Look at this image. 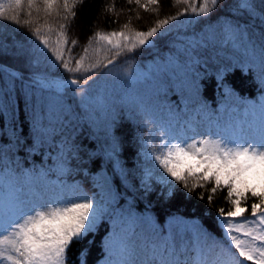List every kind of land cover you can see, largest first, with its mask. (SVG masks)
I'll use <instances>...</instances> for the list:
<instances>
[{
	"label": "trees",
	"instance_id": "obj_1",
	"mask_svg": "<svg viewBox=\"0 0 264 264\" xmlns=\"http://www.w3.org/2000/svg\"><path fill=\"white\" fill-rule=\"evenodd\" d=\"M192 2L189 0V5ZM201 2L195 0L196 6ZM251 2V11L241 9L240 0H219L208 16L186 11L151 38L154 47L125 51L113 64L91 73L65 71L40 45L34 30L41 28L54 42L64 25L69 41L65 47L72 49V67L89 42L85 67L96 59L107 64L114 50L108 51L110 46L104 42L97 43L95 33L147 31L160 20L185 11L188 5L159 0L145 10L142 5L148 0L139 5L136 0H69L73 16L63 8V0H58L51 15L44 11V0H35L31 9L24 0L18 10L20 23L0 19V63L25 78L70 77L83 84L87 76L92 77L85 85L65 88L62 94L42 91L38 97L35 88L0 69V175L9 160L47 176L69 175L83 166L95 172L104 161L100 147L114 171L118 190L130 197L127 201L116 196L113 205V210L125 212L129 222L120 226L117 213L103 215L96 236L93 234L97 232H90L70 245L67 264H81V260L84 264H105L106 260L125 259L124 249L142 251L126 242L127 235L121 231L125 224L136 222L133 213L150 219L157 229L167 217L181 218L196 230L195 253L202 249L198 239L203 229L216 238L222 236L224 241L218 245L227 246L219 217V209L227 212L231 208L225 199L226 189L217 191L209 203L211 183L189 191L161 168L142 164L138 149L150 150V131L164 117H180L186 112L201 113L208 120L216 117L218 123L221 119L217 118L227 116L258 120L255 125H264L259 107L264 103V0ZM0 3L7 4L8 0ZM26 20L30 23L25 24ZM73 40L77 41L75 46ZM68 55L66 50L65 58ZM206 132L211 135L209 129ZM224 137L236 141L233 132ZM142 168L149 172L146 179ZM7 187L9 183L0 179V193ZM254 202L258 199L249 194L242 203L248 208L246 217H250ZM141 257L147 264L160 260V256L149 254ZM197 259L196 264L204 262Z\"/></svg>",
	"mask_w": 264,
	"mask_h": 264
},
{
	"label": "snow or ice",
	"instance_id": "obj_2",
	"mask_svg": "<svg viewBox=\"0 0 264 264\" xmlns=\"http://www.w3.org/2000/svg\"><path fill=\"white\" fill-rule=\"evenodd\" d=\"M23 2L24 0H8L7 4L0 3V19L20 23L18 10L22 9ZM181 2L188 5L185 11L160 20L147 31L95 33L97 43L104 42L110 46L108 51L114 50V56L107 60V64L96 59L85 67L91 47L89 42V46L83 49L84 55L80 56L75 61V67H72V49L65 47L69 41L63 30L64 25L60 26L61 30L54 42L49 36L43 35L39 27L34 30L33 35L68 73H91L101 66L106 68L108 64H113L116 57L125 51L132 52L151 44V38L169 25L170 20H176L186 11L196 16H208L217 7L219 0H202L199 7L196 6L195 0L190 5L189 0H176V3ZM34 3L35 0H27L28 8L31 9ZM136 3L139 5L140 0H136ZM158 3L159 0H148V4L142 7L148 10V5ZM44 6V11L51 15L53 9L58 6V0H44ZM238 6L247 11L254 9L251 0H240ZM63 8L75 15L69 8V0H63ZM9 12L14 14L10 15ZM28 15H31L30 11ZM24 23L28 24L30 21L26 20ZM127 27L125 25V28ZM47 31H53L51 26ZM71 44L75 46L77 41L73 40ZM66 50L69 53L67 58ZM261 50L264 52V45ZM91 78L90 75L87 76L84 83ZM64 83L79 87L81 82L79 79H70ZM259 107L260 116L264 121V103ZM154 159L163 172L176 182L182 183L189 191L211 183L207 197L209 203L213 201L217 191L226 189L225 199L230 202L231 208L227 212L223 208L219 209V217L227 246H222L224 258L214 261L213 264H264V132L242 141L210 137L180 142L169 140L162 144L161 151ZM190 180L195 182L190 185ZM249 194L257 198L258 202L251 204V215L246 217L248 208L242 206V203L249 199ZM99 216V206L87 195L78 196L56 206L27 207L22 202L10 203L6 210L4 206L0 211V264H67L70 245L90 233ZM122 251L127 253L126 249ZM81 264H84L83 260ZM105 264L131 262L118 259L106 260ZM159 264L182 262L178 259H161ZM183 264H188V261Z\"/></svg>",
	"mask_w": 264,
	"mask_h": 264
},
{
	"label": "rangeland",
	"instance_id": "obj_3",
	"mask_svg": "<svg viewBox=\"0 0 264 264\" xmlns=\"http://www.w3.org/2000/svg\"><path fill=\"white\" fill-rule=\"evenodd\" d=\"M39 82L43 84L47 83V81L43 79H40ZM71 181L72 184L69 189L64 185L59 188L53 187L50 190L47 189L45 184L38 181L33 187L35 192L32 193L31 196L27 197L26 193H21L19 196H7L8 199L5 200L12 203L22 202V204L27 207L41 205L56 206L59 203L75 199L78 196L87 195L92 197L94 202L100 207L106 206V203L111 200L114 192L110 173L105 169L99 170L93 178L87 179L77 176L72 178ZM25 182L26 181H24V183ZM54 186L57 185L54 184ZM172 229L173 251L181 252L191 243L190 233L187 230L179 228L175 223L172 225Z\"/></svg>",
	"mask_w": 264,
	"mask_h": 264
}]
</instances>
